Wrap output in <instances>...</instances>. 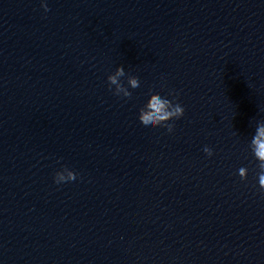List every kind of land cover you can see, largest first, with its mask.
I'll list each match as a JSON object with an SVG mask.
<instances>
[{
	"label": "clouds",
	"instance_id": "obj_1",
	"mask_svg": "<svg viewBox=\"0 0 264 264\" xmlns=\"http://www.w3.org/2000/svg\"><path fill=\"white\" fill-rule=\"evenodd\" d=\"M41 6L44 8L45 12L49 11L46 3H42ZM123 77L127 78V86H125V83L121 79ZM107 79L109 90L113 91V94L118 97L131 98L132 92L129 91V87L136 89L140 86L139 78L127 74L123 66L117 67L115 72L110 74ZM169 95L173 98L169 99L167 96H162L159 93H150L147 102L139 109L138 119L144 126H160L166 128L168 131H172L174 125L169 123V121L182 118L184 116L185 109L176 100L173 93L170 92ZM255 132L256 134L253 137L251 144L253 146L254 157L259 162V188L262 192H264V122L257 125ZM203 151L208 156L213 155L212 149L207 146L204 147ZM238 174L242 180L247 179V168L241 167L238 170ZM76 178L77 174L65 167L62 171L55 173L54 182L60 184L74 181Z\"/></svg>",
	"mask_w": 264,
	"mask_h": 264
}]
</instances>
